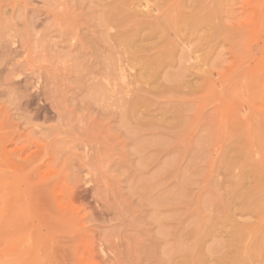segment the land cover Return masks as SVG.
I'll list each match as a JSON object with an SVG mask.
<instances>
[{
	"label": "rangeland",
	"instance_id": "1",
	"mask_svg": "<svg viewBox=\"0 0 264 264\" xmlns=\"http://www.w3.org/2000/svg\"><path fill=\"white\" fill-rule=\"evenodd\" d=\"M114 2L0 0L2 263L264 264V0Z\"/></svg>",
	"mask_w": 264,
	"mask_h": 264
},
{
	"label": "bare ground",
	"instance_id": "2",
	"mask_svg": "<svg viewBox=\"0 0 264 264\" xmlns=\"http://www.w3.org/2000/svg\"><path fill=\"white\" fill-rule=\"evenodd\" d=\"M137 0H115V2H114V4H112L111 5V7L109 8V13H108V15L105 17V21H107V22H109V23H113V24H116L120 29H122V28H124L125 26H127L128 25V23H129V21H132V19L130 20V17H132L133 16V12H131V15H129V12H130V9L131 8H135V7H133V5H134V3L136 2ZM140 0H138V2H139ZM199 2V1H198ZM200 3V2H199ZM198 3V4H199ZM197 4V6L196 7H198L199 5ZM202 4H200V6H201ZM131 11H132V9H131ZM194 13V12H193ZM135 17V16H134ZM191 17V16H190ZM210 19V18H209ZM133 20H134V18H133ZM183 20V19H182ZM196 21V20H195ZM195 21H190V23H187V24H189V26L192 28L193 26H196L195 25ZM207 21H208V19H207ZM130 24V23H129ZM174 24V23H173ZM172 24V25H173ZM167 25V26H166ZM168 23H167V21L166 22H156V23H151L150 24V34H152V35H157V36H161V38H163L164 39V35H165V32H166V30H167V28H168ZM170 27H171V25H170ZM175 27H176V25H175ZM189 27V28H190ZM217 28V27H216ZM215 29V28H214ZM188 30H190V29H188ZM192 30H193V28H192ZM130 31V30H129ZM122 35H119V39H120V41H121V43L123 44V45H126V46H129L131 43H132V41H133V39H132V36L131 35H129L128 36V34H126V33H121ZM214 36H215V34H214ZM162 39V40H163ZM117 41H118V39H117ZM120 43V42H119ZM120 43V44H121ZM122 47V46H121ZM123 48V47H122ZM241 177V176H240ZM250 194V193H249ZM248 194V195H249ZM261 196V195H260ZM260 201V200H259ZM251 205V204H250ZM256 204H254V206H255ZM251 206H253V204L251 205ZM249 207V206H248ZM256 207V206H255ZM251 208V207H250ZM253 209V208H252ZM256 209V208H255ZM5 225V224H4ZM3 225V226H4ZM238 227V226H237ZM4 228H5V226H4ZM3 228V229H4ZM236 234H238V233H236ZM4 234L2 233V225H0V242H1V239H2V237H4L3 236ZM13 235H15V233L13 234ZM240 238V237H239ZM18 255H19V252H16ZM16 254V255H17ZM16 255H14V256H16ZM16 258H18V256L16 257ZM187 258V257H186ZM187 260V259H186ZM3 262V260H2V257H1V254H0V264H3L2 263ZM12 263H13V261H12Z\"/></svg>",
	"mask_w": 264,
	"mask_h": 264
}]
</instances>
